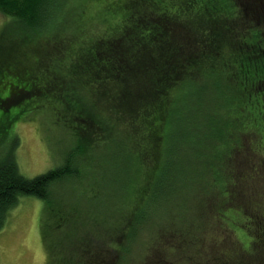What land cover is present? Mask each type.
Instances as JSON below:
<instances>
[{
  "label": "trees",
  "instance_id": "obj_1",
  "mask_svg": "<svg viewBox=\"0 0 264 264\" xmlns=\"http://www.w3.org/2000/svg\"><path fill=\"white\" fill-rule=\"evenodd\" d=\"M70 1L76 0H0V13L28 34V40L39 39V92L31 90L21 96L39 95V110L53 113L54 123L71 136L62 162L34 178L20 173L13 152L0 162V230L22 196L43 200L45 220H53L58 208L54 187L82 182L87 174L93 176L97 188L93 183L91 186L112 195L119 188L113 165L123 152L133 154L135 150L139 155L141 148L154 146V158H147L141 166L148 169L144 175L153 174L159 167V149L165 138L168 145L171 143V158V132L201 124L200 107L192 102L201 99L200 89L211 81H226L235 89L234 109L240 111L229 123L234 143L229 154H234L228 167L232 162L237 164L227 187L231 197L233 193L232 201L244 197V186L261 183L264 157L247 147L250 136L256 133L244 131L242 126L263 118L262 113L256 115L250 109L256 110L255 105L264 98V0H91L96 14L85 19L68 6ZM77 1L87 8L86 0ZM21 68L26 67L22 64ZM28 70L34 75L32 68ZM226 111L233 113V108ZM206 117L213 126L211 114ZM21 119L26 118L17 115L10 124ZM165 130H169L166 136ZM184 143L182 136L178 138L179 145ZM238 145L241 149L236 148ZM226 202L224 199L221 204ZM221 204L218 211L226 208ZM105 205L113 211L111 202ZM236 207L242 215L258 219L256 206ZM143 212L141 206L138 212L134 209L128 213L129 218L123 216V231L117 227V216L112 223L104 220L103 229L81 235L68 252L80 257V264L88 255V264H122L129 242L137 239L138 229H142L139 226L146 219ZM65 220L60 216L56 226L44 220L42 225L47 224L49 234L55 229L61 232ZM192 227L191 223L187 229L176 228L178 236L175 231L159 234L190 248L196 244ZM227 229L243 243L232 227ZM240 230L250 238L248 247L243 243L242 250L213 254L210 261L199 264H233L234 259H227V255L247 258L254 244L264 242V222L253 226L246 223ZM95 235L104 236V240ZM202 251L197 252L200 258ZM48 254H56L55 247L48 249Z\"/></svg>",
  "mask_w": 264,
  "mask_h": 264
},
{
  "label": "rangeland",
  "instance_id": "obj_2",
  "mask_svg": "<svg viewBox=\"0 0 264 264\" xmlns=\"http://www.w3.org/2000/svg\"><path fill=\"white\" fill-rule=\"evenodd\" d=\"M86 1L88 6L85 9L77 0L74 3L70 1L68 6L75 8L79 18H90L96 12L92 8V1ZM95 20L99 24L102 22ZM28 36L13 20L0 13V67L5 66L0 69V162L13 152L20 173L27 178H34L62 162L71 136L67 130L54 123L53 113L39 110V95L30 98L21 96L31 90L39 92V39L28 40ZM22 64L26 68H21ZM27 68H32L34 75ZM234 97H237L235 89L226 81L205 83L199 92L201 99L195 100L197 103L192 102L193 106L200 107L199 113L203 115H198L201 124L195 123L194 127L182 132H171V142L174 138L171 158V143L168 145L165 138L159 149L162 158L159 156L160 164L153 169V174L147 175L148 169L141 166L147 158H154V146L141 148L139 155L135 150L133 154L121 153L113 165L117 169L115 178L119 181V188L112 195V192L102 193L103 190L95 189V179L91 174H87L82 182L56 185L53 199L58 202L57 215L49 220L50 223L45 220L43 200L34 196L20 197L18 205L11 210L5 226L0 230V264H80V257L68 252L73 241L80 239L81 235L90 234L95 228L103 229L104 220L112 223L114 216H117L119 231H123V216L129 218L128 213L134 209L138 212L141 206L145 208L142 214L146 219L139 226L142 229H138L137 239L129 242L122 264H199L204 260L210 261L213 254L220 256V252L242 250L244 245L248 247L250 238L240 230V226L264 222L261 219L264 218V172L260 184L244 186V197L232 201L233 193L231 197L227 187L237 164L232 162L228 167L229 159L232 160L234 154H229L234 145L229 123L233 115L240 113L237 107L234 109ZM230 108H233V113L231 111L228 114L226 110ZM255 108L250 110L256 111V115L262 113L263 118L259 122L243 125L242 130L256 133V137H249L247 147H251V152L255 149L256 155L264 157V98ZM207 114H211L215 122L213 126H209ZM17 115L26 119L10 124ZM168 131L165 130V136ZM181 136L185 141L183 145L178 144ZM236 148L241 149V146ZM107 169L110 171V167ZM144 171H147L146 175ZM105 174V179L109 181L111 178L107 177L106 168ZM92 183L95 187L91 186ZM257 191L260 195L256 194ZM217 199L220 200L218 204ZM224 199H227L226 205L221 204ZM105 201L111 202L110 206L117 213L111 207L108 208ZM220 204L226 208L218 211ZM236 204L241 207L249 204L256 206L260 211L258 219L242 215ZM60 216L67 218L64 230L59 232L55 229L49 234V227L46 223L42 225V221L48 225L53 222L56 226ZM222 222L234 229L244 245ZM191 223L193 227L190 233L194 236L193 240L196 239L193 247L175 244L159 234L170 233L176 228L187 229ZM202 224L205 226L201 229ZM83 226L87 229L77 232ZM196 227H200L199 230ZM72 229L77 231L70 233ZM202 233L203 242L200 241ZM175 236H178L176 231ZM94 237L104 240L102 235ZM52 247H55L56 254L50 256L48 249ZM201 248L204 254L201 253L202 258L197 254ZM226 258H233V264H264V242L254 244L247 258L239 260L233 254ZM84 259L82 264H88L90 256Z\"/></svg>",
  "mask_w": 264,
  "mask_h": 264
}]
</instances>
